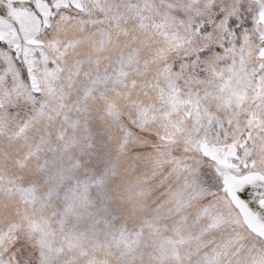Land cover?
<instances>
[{
  "label": "snow or ice",
  "instance_id": "6c2138e0",
  "mask_svg": "<svg viewBox=\"0 0 264 264\" xmlns=\"http://www.w3.org/2000/svg\"><path fill=\"white\" fill-rule=\"evenodd\" d=\"M0 264H264V0H0Z\"/></svg>",
  "mask_w": 264,
  "mask_h": 264
}]
</instances>
